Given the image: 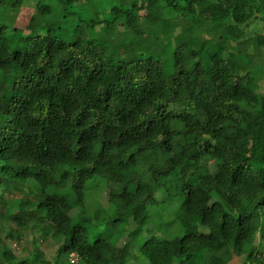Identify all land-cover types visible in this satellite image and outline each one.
<instances>
[{"label": "trees", "instance_id": "16d2710c", "mask_svg": "<svg viewBox=\"0 0 264 264\" xmlns=\"http://www.w3.org/2000/svg\"><path fill=\"white\" fill-rule=\"evenodd\" d=\"M156 6L185 19L169 23L166 61L34 16L28 33L0 22V218L21 195L15 236L58 243L21 259L0 222V264H264V91L243 63L264 65V29L247 31L264 28V0L118 14L159 26Z\"/></svg>", "mask_w": 264, "mask_h": 264}, {"label": "rangeland", "instance_id": "374dc122", "mask_svg": "<svg viewBox=\"0 0 264 264\" xmlns=\"http://www.w3.org/2000/svg\"><path fill=\"white\" fill-rule=\"evenodd\" d=\"M16 1L0 0V22L7 24L9 28L16 27L21 30L19 33H25L27 32L25 30L26 25L34 16L40 30L45 29L46 25L52 24L56 27L57 34L61 30L65 35L81 33L83 37L108 43V51L113 50L120 57H128L126 52L129 51L130 55L136 54V52L151 53L160 56L165 61L169 60L173 50L172 34L166 33L169 29V23L176 19L185 21L173 8L156 6L158 8L155 13L160 19L167 18L168 22L154 26L146 20L145 14L149 13L148 10H137L140 18L141 16L142 18L139 20L138 30L136 28L131 29L125 24V14L122 12V16H119L118 10H126L135 3V0H21L18 7L15 6ZM42 5H45L46 9H41L40 6ZM114 9H117V12H114ZM263 29L260 21L252 22L247 26V31L250 34L263 31ZM194 30L196 32V28ZM18 37L19 35L15 36V41ZM177 37L182 39L181 36ZM210 42L211 45H215V41L210 40ZM233 56L241 62L242 59L237 56V53H233ZM262 60L264 61V59ZM243 63L255 76L251 90L255 92L264 91V76H262L264 65L261 70H258L253 60H247ZM14 199L16 201L14 206L0 218V222L4 226L2 238L21 259L26 258L35 247L42 250L44 258L52 259L56 255L57 242L41 238L34 241L29 234L23 238L15 236L14 231L17 225L12 214L22 207L19 202L25 201L26 198L17 195ZM102 201L104 205H109L106 195L103 196ZM256 246L264 248V239H260ZM2 251L0 244V256ZM234 261H238L237 257L234 258Z\"/></svg>", "mask_w": 264, "mask_h": 264}]
</instances>
